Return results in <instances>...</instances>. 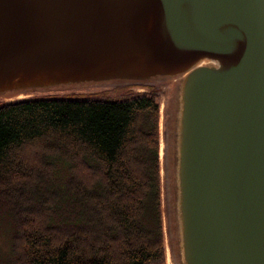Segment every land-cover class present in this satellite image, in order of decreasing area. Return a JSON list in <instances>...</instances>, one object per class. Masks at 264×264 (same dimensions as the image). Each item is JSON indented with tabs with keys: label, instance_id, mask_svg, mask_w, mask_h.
Listing matches in <instances>:
<instances>
[{
	"label": "water",
	"instance_id": "1",
	"mask_svg": "<svg viewBox=\"0 0 264 264\" xmlns=\"http://www.w3.org/2000/svg\"><path fill=\"white\" fill-rule=\"evenodd\" d=\"M158 76L177 262L264 264V0H0V94Z\"/></svg>",
	"mask_w": 264,
	"mask_h": 264
},
{
	"label": "trees",
	"instance_id": "2",
	"mask_svg": "<svg viewBox=\"0 0 264 264\" xmlns=\"http://www.w3.org/2000/svg\"><path fill=\"white\" fill-rule=\"evenodd\" d=\"M159 149L152 91L1 103L15 264H164Z\"/></svg>",
	"mask_w": 264,
	"mask_h": 264
},
{
	"label": "rangeland",
	"instance_id": "3",
	"mask_svg": "<svg viewBox=\"0 0 264 264\" xmlns=\"http://www.w3.org/2000/svg\"><path fill=\"white\" fill-rule=\"evenodd\" d=\"M181 78L158 76L148 80L110 79L88 81L85 83L62 84L48 88H34L19 92L0 94V104L3 102L43 96H95L106 99H123L130 92L152 91L157 94L159 103V160L161 181V213L165 248V263L167 258L172 264H179L176 251L175 231L173 228L174 196H173V132L175 124L174 94L179 87ZM161 113V114H160ZM11 218L0 215V264H15L9 243L14 233Z\"/></svg>",
	"mask_w": 264,
	"mask_h": 264
},
{
	"label": "bare ground",
	"instance_id": "4",
	"mask_svg": "<svg viewBox=\"0 0 264 264\" xmlns=\"http://www.w3.org/2000/svg\"><path fill=\"white\" fill-rule=\"evenodd\" d=\"M167 264H172V261L169 258H167Z\"/></svg>",
	"mask_w": 264,
	"mask_h": 264
}]
</instances>
